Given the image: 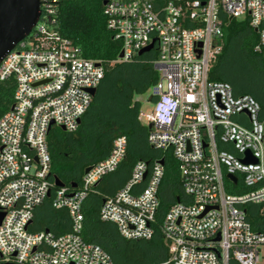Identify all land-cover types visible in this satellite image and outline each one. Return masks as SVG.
Masks as SVG:
<instances>
[{
    "label": "built area",
    "instance_id": "2783aa9c",
    "mask_svg": "<svg viewBox=\"0 0 264 264\" xmlns=\"http://www.w3.org/2000/svg\"><path fill=\"white\" fill-rule=\"evenodd\" d=\"M60 1L39 0L32 32L0 62V80L13 78L16 84L13 109L0 117V264H114L100 245L83 239L82 204L121 165L125 135L116 136L110 153L84 173L79 189L57 187L52 205L68 209L71 232L57 236L28 229L54 184L48 133L53 126L77 129L91 105L90 90L105 75L99 60L84 57L51 28ZM99 1L108 29L121 43L118 61H133L153 44L144 54H156L159 79L150 90L152 108L139 118L151 125L149 145L162 152L151 164H134L124 185L104 196L100 218L116 224L125 239H152L171 156L183 198L158 224L168 248L165 263L264 264V232L253 227L247 210L255 205L264 217L262 106L230 83L209 79L228 19L246 20L257 33L254 52L264 53V0ZM247 151L257 163L244 161Z\"/></svg>",
    "mask_w": 264,
    "mask_h": 264
},
{
    "label": "trees",
    "instance_id": "16d2710c",
    "mask_svg": "<svg viewBox=\"0 0 264 264\" xmlns=\"http://www.w3.org/2000/svg\"><path fill=\"white\" fill-rule=\"evenodd\" d=\"M103 7L99 0H61L54 15L55 23L51 24L52 29L79 46L84 57L99 60L104 66L105 75L74 132L58 126L50 129L47 137L52 162L50 177H59L69 192L76 191L81 185L85 168L104 159L110 153L115 137L125 135L128 147L121 165L104 176L82 204V237L87 242L100 245L111 255L114 264H166L168 248L158 224L170 205L183 198L180 176L171 156L166 157L165 161L166 172L159 191L161 204L152 239H125L116 224L103 221L99 215L104 196L117 191L114 187L103 186V180L113 174L119 178L124 174L127 181L138 160L151 164L162 155L161 151L153 149L148 143L150 124L143 123L139 118L142 102L138 96L148 93L159 79L160 72L153 64L156 54H144L130 62L118 61L121 43L114 39L108 29ZM256 42L257 33L246 20L228 19L221 40L223 50L212 63L209 79L231 82L220 65L234 48L241 53L246 52L249 55L246 58L248 63L255 67L259 65L260 71L257 72L264 73V53L254 52ZM15 87L13 78L0 80V117L11 109ZM234 90L237 94H249ZM256 96L261 99L259 101L254 96L261 103L264 114V97ZM57 189L53 184L51 197L35 209L29 231L48 229L57 236L72 231L68 209H56L52 205ZM247 210L250 211L249 220L253 227L264 232V217L258 214V207L249 205ZM231 264L236 263L233 261Z\"/></svg>",
    "mask_w": 264,
    "mask_h": 264
},
{
    "label": "water",
    "instance_id": "95a60500",
    "mask_svg": "<svg viewBox=\"0 0 264 264\" xmlns=\"http://www.w3.org/2000/svg\"><path fill=\"white\" fill-rule=\"evenodd\" d=\"M39 17V0H0V62L8 52L12 51L20 41L25 39L32 32L34 26L39 20ZM152 47L153 44H150L148 47L142 49L139 52V55H143L145 52L151 50ZM122 57L123 51H121L118 55V58ZM155 68L159 69L160 66L156 65ZM90 92L93 96H95L97 89H91ZM11 109H13V106ZM78 122H81V118ZM62 129L65 130V127H62ZM244 161L258 162V160L254 158L249 151L246 152V158ZM159 162L163 163L164 161L160 160ZM90 169L91 166H88L85 168L84 173H87ZM228 178L233 182H236L237 180L232 174H228ZM54 185L57 187H64L65 183L59 177H54ZM51 194L52 191H49L47 196L50 197ZM3 215V213H0V223ZM32 221H30L29 224H31ZM45 232H49V230L46 229ZM217 240H219V236L217 237ZM218 255L220 256L219 252Z\"/></svg>",
    "mask_w": 264,
    "mask_h": 264
},
{
    "label": "rangeland",
    "instance_id": "374dc122",
    "mask_svg": "<svg viewBox=\"0 0 264 264\" xmlns=\"http://www.w3.org/2000/svg\"><path fill=\"white\" fill-rule=\"evenodd\" d=\"M148 54L154 53L151 52ZM248 56L249 55H247L246 52L241 53V51L234 48L225 56L222 66L220 65V67L222 71L228 75V79L231 81L230 83L237 92L255 94L253 96L261 101V99L256 96V94L264 97V73L257 72L260 71L259 65L255 67L251 63H248L246 59ZM150 96V90L148 93L138 96V99L142 102L141 112H145L152 108L151 98L149 99ZM141 121L145 123L143 120ZM119 183L120 180H118L116 183L113 182L115 187H119ZM262 263L263 260H261L260 264Z\"/></svg>",
    "mask_w": 264,
    "mask_h": 264
},
{
    "label": "crops",
    "instance_id": "0c3cea01",
    "mask_svg": "<svg viewBox=\"0 0 264 264\" xmlns=\"http://www.w3.org/2000/svg\"><path fill=\"white\" fill-rule=\"evenodd\" d=\"M126 179H127V175L124 176V174H121L120 175V178H119L118 175L113 174L110 177L108 176L105 180H103L101 184L103 186H106V188H108L109 186H111L112 188L114 187V188H116V190H118L119 188H121L124 185ZM118 180H120V183L118 185L119 187H115V184H113V182L116 183ZM70 219H71V217H70Z\"/></svg>",
    "mask_w": 264,
    "mask_h": 264
}]
</instances>
